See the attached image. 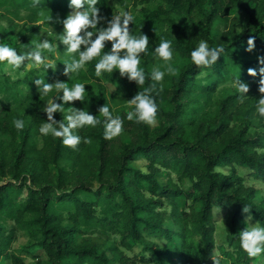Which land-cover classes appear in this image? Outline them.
I'll use <instances>...</instances> for the list:
<instances>
[{
	"label": "trees",
	"instance_id": "obj_1",
	"mask_svg": "<svg viewBox=\"0 0 264 264\" xmlns=\"http://www.w3.org/2000/svg\"><path fill=\"white\" fill-rule=\"evenodd\" d=\"M69 4L0 0V19L30 24L7 45L20 54L40 43L42 12H49V24L63 32L60 21L72 11ZM116 5L132 12L131 35L149 37L147 51L140 54L144 85L121 77L118 69L96 76L95 65L111 51V42L85 70L69 76L64 75L65 62L78 53L59 58L48 69L52 72L31 71L45 83L85 85L83 101L64 104L54 118L62 121L70 107L96 116L101 121L97 126L74 130L91 144L81 142L73 149L61 138L42 135L39 128L47 122L43 110L62 92L53 88L40 94L32 75L15 79L0 63V259L21 264L12 250L21 231L29 238L22 250L34 264H213L214 257H222L220 264H254L264 253L249 258L239 233L247 226L244 205L264 227V200L244 174L247 169L252 180L264 181V117L256 111L264 66L258 61L264 57V0H98L104 17L98 28L107 27ZM249 36L255 37L251 52L245 50ZM161 39L171 42V61L154 54ZM201 40L210 48H224L209 67L191 61ZM42 56L55 57L47 50ZM168 65L176 75L167 73ZM153 68L165 71L160 83L151 79ZM249 68L257 71L255 77L248 75ZM239 78L250 88L243 102L233 85ZM154 83L159 91L153 93L156 124L127 120L133 110L127 101ZM104 104L123 120L121 135L111 140L104 138V117L98 112ZM16 119L24 121L22 130L15 128ZM138 159L145 161V169L135 165ZM63 203L72 205L67 216L59 207ZM217 206L226 208L225 242L219 246ZM3 220H11L13 227L7 229ZM136 246L142 248L139 254Z\"/></svg>",
	"mask_w": 264,
	"mask_h": 264
},
{
	"label": "clouds",
	"instance_id": "obj_2",
	"mask_svg": "<svg viewBox=\"0 0 264 264\" xmlns=\"http://www.w3.org/2000/svg\"><path fill=\"white\" fill-rule=\"evenodd\" d=\"M34 5L39 0H33ZM98 0H70L69 8L72 11L65 19L60 21L63 24V34L58 36V40L66 46L68 54L78 53L71 56L70 62H65L64 75L69 76L70 73H77L85 70V65L93 60V58L101 56L102 50L105 48V42H111L112 48L110 52H105L95 65V74L100 77L102 72H112L118 69L121 77H127L129 81H134L137 85H144L146 80L145 72L140 65V54L145 53L148 49L149 37L142 33L139 37L130 34L129 24L133 22L134 16L132 12L120 11L112 15L107 21V27L98 28V24L104 19L100 15V9L97 7ZM86 6V7H85ZM89 29H96L90 31ZM83 46V50L82 49ZM255 48V37L249 36L247 40L248 52ZM44 50L54 51V46L47 40L43 39L40 43H36L30 50L23 54L18 52L7 44H0V63L7 62L8 66L14 69L21 68L25 65V61L34 62L36 65H45V58L42 56ZM224 48H210L207 41L201 40L198 47L191 52V61L197 66L209 67L215 64L221 57ZM154 54L164 61H171L173 51L171 42L161 39L158 46L154 48ZM261 65H264V57H258ZM166 71L170 75H176L177 70L171 65L166 67ZM248 75L255 77L257 71L253 68L248 69ZM258 91L261 94L256 104V111L259 116L264 117V66L260 67ZM165 76V71L159 68H153L151 79L156 83H160ZM40 94L47 95L55 88L57 92H62V96L58 95L49 100L43 112L47 115V122L43 123L39 128L42 135L51 134L55 138H61L62 144L75 149L81 142L91 144L90 138H82L80 135L74 134L75 129L84 126L95 127L101 123L96 116L90 114L83 109L70 107L68 114L63 116L62 121H57L54 114L64 111V104L74 101H83L86 92L85 85L75 83L72 87H68L65 82L57 80L54 83H45L41 79L34 81ZM156 83L144 88L143 92H138L127 103L133 106L132 111H128L126 118L129 121L135 120L137 123H145L149 126L156 124L158 113V105L153 96L159 91L156 89ZM234 87L241 94L238 99L243 102L245 94L249 93V85L239 79L233 82ZM162 91V88L160 89ZM57 100L63 103H57ZM98 112L104 117V138L111 140L121 135L123 131V120L119 115L113 116L109 107L104 104L98 108ZM65 121L67 123H65ZM13 124L17 130L24 128V121L16 119ZM243 213H247L245 220V228L239 233L240 247L248 254L249 258H255L264 253V227L259 226V221L254 225L251 224L253 219L251 208L244 205ZM220 258H213V264H220Z\"/></svg>",
	"mask_w": 264,
	"mask_h": 264
},
{
	"label": "rangeland",
	"instance_id": "obj_3",
	"mask_svg": "<svg viewBox=\"0 0 264 264\" xmlns=\"http://www.w3.org/2000/svg\"><path fill=\"white\" fill-rule=\"evenodd\" d=\"M120 11H124V10H122L121 7L116 5V13H118ZM50 18H51V15L49 12H42L38 17V22L43 25V29L41 31L42 32V40L47 39L50 43H52L53 41H57L56 44H54V43L52 44L54 46L55 57H53V58L44 57L45 63L48 65H51V67H45V65H36L34 62L25 61L24 66H22L21 68H18V69H14L11 66H8L7 62L5 61V62H3L4 64L2 65L4 72L11 75L15 79L20 78V77H25L26 75H32L34 80H36V79H39V77L37 76L36 73L33 74L31 72L33 69L45 71L44 73L52 72L48 69L53 68L56 64H58L59 58H66V57L71 56V54L67 53L66 46L58 40V36L63 34L62 30H59L57 27L54 26V24H49ZM29 25L30 24L25 23V19L19 20V21L15 22L13 25H10L7 22H5L3 19H0V43L8 44L10 39H15L16 34L26 33L27 27H29ZM241 27H242V24H240L238 26L239 29ZM10 33H12V34L10 35ZM20 54H23V52H20ZM0 68H1V65H0ZM59 70L63 71L64 67H62ZM43 77H45V76H43ZM57 96L58 95H56L55 97H57ZM135 165L145 169V161L143 159H138L135 162ZM219 170L223 171L221 168ZM244 174H245V178L247 180V183L253 184L259 190L258 198L261 200H264V181L252 180L251 177L248 176L247 169H244ZM159 177L161 179L162 184H165L166 175H162V173H161V176H159ZM188 183L186 184V187H185L186 189L190 187ZM183 204H184V202H182V206H183ZM59 207L67 216L69 210L72 208V205L68 204V203H63V204H60ZM225 213H226L225 207L217 206L214 208V214H215V219H216V223H217L216 224L217 228H216V232H215V241H216L217 246H219L220 244H224V242H225V232H224V230H225V220H224ZM247 215L248 214H246V217H247ZM252 217H253V219L251 221V224L254 225L258 221L254 218L253 215H252ZM2 223L5 224L7 229L13 227V222L11 220H3ZM259 226L261 227L260 224H259ZM165 242H166V240H162L161 244H164ZM28 243H29L28 236L24 232H21V231L18 232L17 238L14 242L15 249H12V250L16 255H18L20 257L21 264H34L33 257L26 254L22 250L23 247ZM141 250H142V248L140 246H136V248L134 249V253L139 254V252H141ZM33 252L37 255L42 254L41 249H34ZM146 253L148 254V252H146ZM217 253L221 255V252L218 251ZM135 254H131V255H135ZM253 263L254 264H260V263L264 264V257H262L261 259L255 260ZM0 264H3L2 258L0 259Z\"/></svg>",
	"mask_w": 264,
	"mask_h": 264
}]
</instances>
